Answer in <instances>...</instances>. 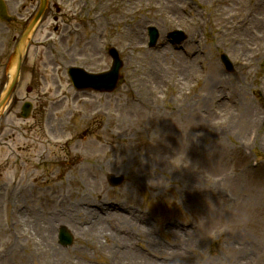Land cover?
<instances>
[{
	"label": "rangeland",
	"instance_id": "374dc122",
	"mask_svg": "<svg viewBox=\"0 0 264 264\" xmlns=\"http://www.w3.org/2000/svg\"><path fill=\"white\" fill-rule=\"evenodd\" d=\"M58 1L82 10L76 15L79 34L55 31L50 5L33 35L16 91L0 116V264H130L124 257L126 235L143 248L137 246L140 254L158 264H264V109L237 112L227 103L228 113L222 114L226 100L218 97L232 82L240 102L245 105L244 99L253 98L262 106L259 93L264 88H258L264 59L245 63L239 50L216 40L212 0L179 1L186 22L166 21L174 19L167 0L52 3ZM6 2L15 20H0V94L16 39L39 5V0ZM149 25L161 33L155 48L148 46ZM177 28L188 35L182 49L196 60L183 101L172 85L179 73L164 75L165 65L149 69L151 59L163 64L160 54L166 48L185 59V52L167 39ZM105 42L116 46L124 59L120 87L112 94L75 91L66 68H106ZM222 52L235 72L227 73L221 65ZM213 69L219 72L213 81L218 92L206 95ZM25 100L34 103L28 119L21 117ZM249 150L251 156L245 153ZM255 158L260 160L256 168L251 165ZM111 173L123 175L125 182L110 186L106 177ZM6 190L11 193V221L18 228L14 245L2 223ZM83 201L108 209L105 214L92 209L100 215L95 224L102 223L103 231L95 230L96 217L80 206ZM84 219L93 225V235L90 226L81 225ZM61 224L73 232V245L59 243ZM109 236H117L116 245Z\"/></svg>",
	"mask_w": 264,
	"mask_h": 264
},
{
	"label": "bare ground",
	"instance_id": "6f19581e",
	"mask_svg": "<svg viewBox=\"0 0 264 264\" xmlns=\"http://www.w3.org/2000/svg\"><path fill=\"white\" fill-rule=\"evenodd\" d=\"M179 1L182 0H167L168 10L172 14V18L166 17V19L175 20L178 22H186L187 20L186 16L182 15L177 8V4ZM136 3L130 2V4L137 5V3H141L140 0L135 1ZM263 0H212V8H211V14L214 18V24L216 25L217 33H216V40L217 41H227L231 46L230 48L233 51L240 52L241 57L244 59L245 63H255L258 61V59H264V5ZM249 5V6H248ZM248 6V7H247ZM242 20L240 18L242 17ZM245 49L249 51V54L245 53ZM161 58L164 59V62L160 61V63L157 64V61L155 59L150 60L151 66L149 69L152 68H159L165 65L163 68V73L165 75L168 72L173 74V72L179 73V76L174 77L173 83L171 80V83L173 86L179 88V94L182 95V101L185 100L188 96V94L185 92L186 89L184 88V84L188 79V71L196 68V60H187L183 59L180 52L172 51L169 48H166L162 50V53L160 54ZM158 58V57H157ZM158 73H161V70L158 69L157 74L154 77V83L158 84L156 77L158 76ZM151 75V73H150ZM216 76H219V72L217 69H213L210 74L207 76L208 83L205 84V92L206 95H213L216 92H218V84L213 83V81L216 79ZM261 85L262 88H264V80L261 79ZM232 90L228 91L227 89L222 88L218 92V96L225 98L227 96H231L234 98L235 102L231 101L230 106L233 107L236 111H243V112H255L260 108L264 109V97L260 94L261 97V104L256 103L253 98H250V100L244 102L239 101V92L236 88V86H233ZM202 89L200 93H202ZM227 102L223 104L222 114L228 113V106ZM188 106V104L186 105ZM241 123V121H239ZM90 212L92 210H89ZM85 220V219H84ZM99 221H96L97 223ZM94 223V224H95ZM88 230L93 235V225L90 227H87ZM95 230L96 231H103L104 227L102 223L95 224ZM116 235V234H115ZM96 239H99L100 236H92ZM46 237V242H47ZM117 236H109L107 240L113 241V243L116 245V239ZM122 240H127V238L123 237ZM45 242V243H46ZM43 243V245L46 247V244ZM129 246V243L127 244ZM42 246L37 245L38 249H41ZM45 247H42L43 249L47 250ZM48 251V250H47ZM60 253H56L55 256L60 257ZM125 259L130 264H158V262H155L146 256H143L140 254L135 248L126 249Z\"/></svg>",
	"mask_w": 264,
	"mask_h": 264
},
{
	"label": "water",
	"instance_id": "95a60500",
	"mask_svg": "<svg viewBox=\"0 0 264 264\" xmlns=\"http://www.w3.org/2000/svg\"><path fill=\"white\" fill-rule=\"evenodd\" d=\"M42 2H43V5L41 8V13L43 10V6L45 4V0H42ZM39 15L40 14L38 13L37 16L30 22V24L26 28L25 32L22 35V38L18 42V45L16 47L14 54L12 56V59H11V66L13 67L12 80L9 84L7 91L4 93V95L2 96V99L0 100V111H1V108L3 107V105L6 103V101L10 97V95H11V93L15 87V84H16L18 76H19L20 65H21V60H22L25 45H26L27 41L29 40L30 33H32L34 26L36 25V23L40 17ZM0 17L8 18L5 14V6L3 5L2 2H0ZM90 75H92V74H90ZM98 77L102 80L105 76H99L98 75ZM90 81H93L94 83H98V81H96L95 79L90 80Z\"/></svg>",
	"mask_w": 264,
	"mask_h": 264
}]
</instances>
